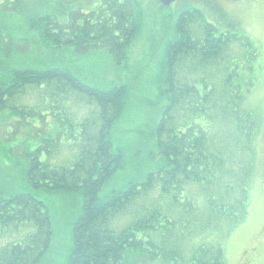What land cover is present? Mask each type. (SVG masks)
<instances>
[{"label": "trees", "instance_id": "1", "mask_svg": "<svg viewBox=\"0 0 264 264\" xmlns=\"http://www.w3.org/2000/svg\"><path fill=\"white\" fill-rule=\"evenodd\" d=\"M151 1L0 0V111L17 114V129L36 116L59 121L36 149L23 146L27 162L17 174L0 169V264H39L49 248L50 208L37 190L81 196L65 264H224L220 240L191 245L187 229L198 235L221 225L228 232L249 212L260 115L247 95L260 50L219 0H188L172 10L160 60L148 74L160 100L152 116L141 100L151 89L138 94L123 77L106 78L107 68L127 69L147 21L156 24L146 13ZM12 12L23 14L15 31ZM34 42L66 64L13 63L37 54ZM92 52L95 63L69 65ZM99 52L113 66L107 59L103 67ZM28 90L48 101L71 96L94 110L73 119L58 105L41 113L20 103ZM135 116L130 133L124 121ZM62 149L67 157L55 162ZM128 172L139 178L123 179Z\"/></svg>", "mask_w": 264, "mask_h": 264}, {"label": "rangeland", "instance_id": "2", "mask_svg": "<svg viewBox=\"0 0 264 264\" xmlns=\"http://www.w3.org/2000/svg\"><path fill=\"white\" fill-rule=\"evenodd\" d=\"M188 0H175L170 7H163L158 4L157 1L152 0L149 4L150 10L147 11V15L153 20H157L156 24L147 21L145 25V35L141 39V44L137 48L135 54L131 58V64L127 66V69L123 72L107 68L106 78L108 80L116 78H124L131 90L134 93L146 92L148 89L151 91L147 94L146 100L141 95L142 103L145 104L144 109H153L152 112H158L159 102L155 98L154 90L156 89V82L148 77V74L153 77V70H156L158 62L160 60V53L162 42L170 32V20L171 13L183 6ZM222 7L229 13H233L241 20V27L244 30V34L250 36L253 43L259 48L260 54L257 59L259 68L256 72V81L249 89V95H247V103L249 106L257 107L260 115V127L256 130L254 145V172L251 180L250 187V203L249 212L246 219L239 222L236 226L230 229L228 232L220 226L211 230L208 228L195 235L192 231L187 229L188 243L194 244L200 241H212L220 240L224 254V264H264V0H234V2H227L225 0H219ZM30 2V0H29ZM28 2V3H29ZM197 3V2H195ZM198 4V3H197ZM163 7V8H162ZM173 10V11H172ZM172 11V12H171ZM157 13V14H156ZM211 16L208 15V18ZM9 23L13 27V31L23 27V14L15 15V12L9 14ZM159 20V24H158ZM158 28V30H156ZM32 39H29L31 41ZM36 43V44H35ZM33 44V42L31 43ZM38 50L37 54L26 52L22 57H14L13 63L18 65L22 61L27 64H31L37 67H43L48 64H56L63 66L66 64L67 58L65 56H55L45 51H40V47L37 42H34ZM22 54H18L20 56ZM36 55V56H35ZM113 66V63L103 52H99L96 55L103 67L108 64ZM83 63H95V54L92 52L89 56H79L77 61L73 65L74 70L84 67ZM255 64V67H256ZM155 66V69H154ZM109 69V70H108ZM145 71V72H144ZM90 73V72H88ZM141 79H139V77ZM123 80V79H122ZM46 100L40 95V91L28 90L21 98V104L38 105L41 108V113L48 106H59L60 109H67L74 114L70 117L79 118L83 113H89L94 108L89 107L86 103L74 104L73 97L67 96V101L56 102V98L52 95L45 96ZM142 107V106H141ZM140 109V108H139ZM138 109V111H139ZM11 109H5L0 111V142L6 138L9 141H4L0 144V169L10 171L12 174H17L21 169V166L26 164V156L24 154L26 146L27 150L36 149L43 138L52 136L59 121L50 116L47 120L41 123L40 117L36 116L33 119H27V123L21 120L20 127L15 128L12 122L16 119V113H10ZM149 114V111L146 112ZM137 123L136 116L125 118L128 123L125 125L127 130L131 133L134 129V123ZM123 122V123H124ZM33 124L35 128L29 126ZM133 124V125H132ZM19 125V123H16ZM132 125V126H131ZM129 126V127H127ZM124 131L125 128L121 127ZM34 131V132H32ZM16 133L15 137L12 135ZM26 133L28 135H26ZM131 135V134H130ZM29 138V142H23V139ZM125 139V136H123ZM22 141V143H21ZM11 146L10 152H7V148ZM40 158L44 159L45 151L41 150ZM67 149H62L59 153L53 155V160L59 161L67 157ZM146 168V167H145ZM127 178H139L138 173L128 172L123 175V179ZM37 195L46 202L50 208V219L52 222L53 235L49 245V248L43 255L39 264H65V259L68 254L71 244V227L74 221L77 219L81 211V196L77 192H55L50 193L43 190H37ZM223 232V233H222ZM13 238L16 231H13ZM208 233L210 237L208 238Z\"/></svg>", "mask_w": 264, "mask_h": 264}, {"label": "water", "instance_id": "3", "mask_svg": "<svg viewBox=\"0 0 264 264\" xmlns=\"http://www.w3.org/2000/svg\"><path fill=\"white\" fill-rule=\"evenodd\" d=\"M162 4L164 5H169L171 2H173L174 0H159Z\"/></svg>", "mask_w": 264, "mask_h": 264}, {"label": "bare ground", "instance_id": "4", "mask_svg": "<svg viewBox=\"0 0 264 264\" xmlns=\"http://www.w3.org/2000/svg\"><path fill=\"white\" fill-rule=\"evenodd\" d=\"M197 31V30H196ZM194 32V31H193ZM201 33V32H200ZM201 37V36H200ZM122 43V42H121ZM179 63V62H178ZM181 65V64H180ZM185 65V64H184ZM176 67V66H175ZM189 67V66H188ZM182 68V67H181ZM176 70H178V69H176ZM190 70V69H189ZM183 71V70H182ZM191 71V70H190ZM174 73V72H173ZM190 73V72H189ZM178 74V73H177ZM183 82V81H182ZM181 82V83H182ZM219 92V91H218ZM203 97V96H202ZM221 100V99H220ZM206 104V103H205ZM212 104V103H211ZM2 105V104H1ZM223 130V129H222ZM32 132H34V131H32ZM242 167V166H241ZM232 202V201H231Z\"/></svg>", "mask_w": 264, "mask_h": 264}]
</instances>
